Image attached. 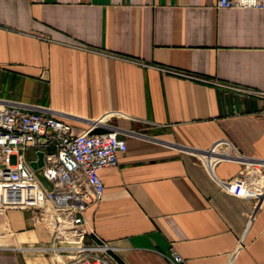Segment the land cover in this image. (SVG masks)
<instances>
[{"label":"crops","instance_id":"crops-1","mask_svg":"<svg viewBox=\"0 0 264 264\" xmlns=\"http://www.w3.org/2000/svg\"><path fill=\"white\" fill-rule=\"evenodd\" d=\"M264 9L216 0H0V99L116 130L84 242L117 264H264ZM227 141L240 158L219 159ZM33 149L27 152L31 159ZM243 170L257 196L224 187ZM32 210L0 211V264H61Z\"/></svg>","mask_w":264,"mask_h":264},{"label":"built area","instance_id":"built-area-1","mask_svg":"<svg viewBox=\"0 0 264 264\" xmlns=\"http://www.w3.org/2000/svg\"><path fill=\"white\" fill-rule=\"evenodd\" d=\"M218 9H264V0H216ZM264 97V92H254ZM95 127L76 132L48 108L0 99V211L32 210L54 232L50 250L61 264H117L111 244L95 236L84 242L83 215L97 205L104 193L98 174L116 166L126 152L116 130L97 133ZM45 140V143H40ZM32 150L28 159L27 152ZM44 153V164L34 171L35 152ZM219 159L240 158L224 141L214 145ZM227 191L257 196L260 182L243 170L241 176L223 184ZM172 264H186L172 252Z\"/></svg>","mask_w":264,"mask_h":264},{"label":"water","instance_id":"water-1","mask_svg":"<svg viewBox=\"0 0 264 264\" xmlns=\"http://www.w3.org/2000/svg\"><path fill=\"white\" fill-rule=\"evenodd\" d=\"M40 143H45V140H40ZM35 156L37 157V161H30L29 165L34 171H37V169L44 164V153L42 151H37L35 152Z\"/></svg>","mask_w":264,"mask_h":264}]
</instances>
